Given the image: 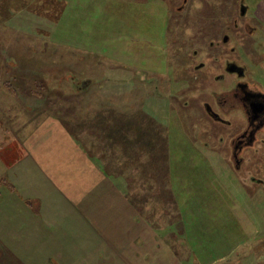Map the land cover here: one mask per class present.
<instances>
[{"label":"rangeland","instance_id":"obj_1","mask_svg":"<svg viewBox=\"0 0 264 264\" xmlns=\"http://www.w3.org/2000/svg\"><path fill=\"white\" fill-rule=\"evenodd\" d=\"M34 2L13 13L0 0V118L7 127L17 120L34 127L59 123L61 132L102 160L118 189L97 197L103 180L95 179L89 209L104 207L106 216H89L91 231L78 219L60 221L42 232L40 249L0 214V264H136L123 229L135 218L152 223L171 251L186 253L179 237L195 252L204 250L197 264H264V154L247 152L236 170L227 155L206 147L214 132L204 113L194 104L191 114L185 105L186 88L195 87L197 74L201 80L224 64L223 57L238 59L241 53L221 57L220 52L216 63L207 58L206 40L193 45L186 27L172 23L167 35L169 17H182L192 27L195 14L214 28L242 4L259 30L255 36H262L264 25L253 17L259 0ZM180 7L184 11L178 14ZM202 62L204 72L197 71ZM260 74L253 80L264 87ZM15 192L0 177V209L8 196L17 199ZM143 231L132 227L129 236ZM47 247L56 250L46 253ZM141 259L160 261L144 253Z\"/></svg>","mask_w":264,"mask_h":264},{"label":"crops","instance_id":"obj_2","mask_svg":"<svg viewBox=\"0 0 264 264\" xmlns=\"http://www.w3.org/2000/svg\"><path fill=\"white\" fill-rule=\"evenodd\" d=\"M254 13L264 25V0H259ZM57 124L59 123L50 125L45 121L43 126L40 124L34 127L31 123L23 124L17 120L7 127L0 118V177L16 187L17 198L12 201L11 196L5 198L7 202L0 209V214L7 215L5 222L16 224L14 231L21 234L25 240H34L29 244L36 249L45 246L44 239H40L44 235L42 232L45 229L56 228L60 221L68 218L78 219L81 226L85 223L87 231H91L94 227L90 224L89 216L100 218L106 216L102 206L101 209L94 211L89 209L88 202L94 194L92 191L97 192L95 189L89 190L91 185L94 186L95 179L103 180V189L95 194L97 197H102L106 189L110 188L112 192L118 189L116 178L111 174L108 176L102 168L104 167L102 160L97 156L92 157V151L87 150L82 142L72 139L66 131L61 132L60 130L64 129ZM53 125L56 126V133L51 127ZM126 211L129 215L137 213L128 207ZM132 227L145 231L141 236L139 234L129 236ZM123 229L128 238L126 247H129L131 262L146 264L145 260L141 259L144 253V256L150 255L152 260L160 258L159 264H183L182 261L187 264L185 256L188 257V254L175 249V254L173 249L172 254V245L170 247L165 244L166 238H161L162 240L157 238L156 228L152 223L148 225L145 220L143 224L136 223L135 218L130 227ZM8 232L13 233L11 229H8ZM177 240L183 242L180 237ZM110 247L104 243V248ZM47 249L46 253L56 250L49 247ZM12 254L21 260L14 252ZM175 255H180L181 259L178 261ZM194 255L196 259L203 258L204 250L200 253L198 250ZM21 261L20 263L24 264ZM97 264L100 263L97 261Z\"/></svg>","mask_w":264,"mask_h":264},{"label":"flooded vegetation","instance_id":"obj_3","mask_svg":"<svg viewBox=\"0 0 264 264\" xmlns=\"http://www.w3.org/2000/svg\"><path fill=\"white\" fill-rule=\"evenodd\" d=\"M185 2L187 3V0ZM183 11L184 8L180 7L177 13L180 14ZM224 14L222 20L219 19V23L213 24L214 28L207 23L201 24L199 21L201 17L195 14L192 17L196 24L192 27L187 26L184 18L175 19L168 15L167 35L172 29V23L180 28L186 27V30H182L184 33L190 30L191 36L193 35L191 41L193 45H200L206 40L211 50L207 58L216 63L220 62L219 55L217 56L220 52L221 57L226 56L229 51L233 55L237 52L241 53V58L238 57V59L223 57L224 64L216 65L213 72L207 73V78L203 77L199 80V74H197L194 78L196 79L195 87L191 85L185 91L189 98L185 104L188 110L192 111L191 114L194 113L193 106L196 104L200 112L204 113L206 121L210 122L211 130L214 132L209 134L207 130H204V133L209 134V140L207 139L205 143L206 147L218 152L221 156L227 155L235 169L239 170L245 164L247 152L264 154V87L253 80L260 74L257 69L259 65L264 73V47L260 45V42L264 45V34L255 36L257 26H253L250 18L247 19L248 9L244 5L241 4L235 15L230 10ZM217 28H220V32L216 34L213 30ZM231 30H235L237 36L232 37ZM255 51L259 55H254ZM194 55L198 57L199 51L195 50ZM249 64L254 67L250 69ZM205 67L206 65L202 62L196 66V69L204 72ZM263 73L260 74L261 78L264 76ZM211 79L215 84H212L213 86L208 85Z\"/></svg>","mask_w":264,"mask_h":264},{"label":"trees","instance_id":"obj_4","mask_svg":"<svg viewBox=\"0 0 264 264\" xmlns=\"http://www.w3.org/2000/svg\"><path fill=\"white\" fill-rule=\"evenodd\" d=\"M3 4H5V6L7 8H9L13 13L16 12V11H24V8H28L30 7L31 5L34 6L33 4H35L36 2H34V0H5V2H3V0H1ZM38 3V2H37ZM36 3V4H37ZM6 8V9H7ZM3 13H1L0 11V16L2 15ZM181 246L185 249L186 251V254H188V259H186L187 263H191V264H197L199 263L197 261V259L194 257V253L197 254L198 251H194L192 248H190V246L188 245V242H185L182 244V242H180ZM194 251V253H193Z\"/></svg>","mask_w":264,"mask_h":264}]
</instances>
